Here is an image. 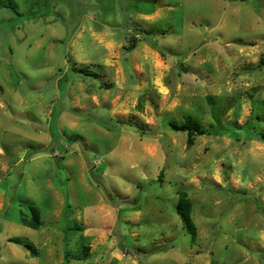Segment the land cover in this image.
Segmentation results:
<instances>
[{
  "label": "rangeland",
  "instance_id": "1",
  "mask_svg": "<svg viewBox=\"0 0 264 264\" xmlns=\"http://www.w3.org/2000/svg\"><path fill=\"white\" fill-rule=\"evenodd\" d=\"M0 264H264V0H0Z\"/></svg>",
  "mask_w": 264,
  "mask_h": 264
},
{
  "label": "trees",
  "instance_id": "2",
  "mask_svg": "<svg viewBox=\"0 0 264 264\" xmlns=\"http://www.w3.org/2000/svg\"><path fill=\"white\" fill-rule=\"evenodd\" d=\"M132 44L129 46L131 48ZM88 72V71H86ZM168 126L171 130L176 132H185L187 134V143L188 145L192 143V139L195 135H211V131L203 129L198 121L194 120L193 118H186V120L182 124L177 123H168ZM215 133H218L217 130ZM176 212L180 216L181 220L185 224L187 231H189L192 235L195 234V226L192 221L191 212H192V205L191 201L187 197L185 192H180L178 195V203L176 206ZM33 222V228L39 227V216L33 214L31 218ZM16 241V239H13ZM26 248H31L30 245H24Z\"/></svg>",
  "mask_w": 264,
  "mask_h": 264
}]
</instances>
